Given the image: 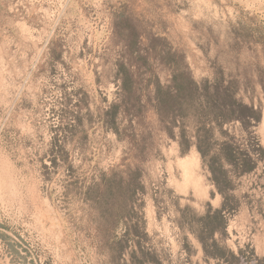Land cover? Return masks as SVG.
I'll list each match as a JSON object with an SVG mask.
<instances>
[{"label":"rangeland","instance_id":"1","mask_svg":"<svg viewBox=\"0 0 264 264\" xmlns=\"http://www.w3.org/2000/svg\"><path fill=\"white\" fill-rule=\"evenodd\" d=\"M263 19L264 0H0V264H264ZM182 72L254 109L223 126L256 165L224 164L216 231L222 194L177 141L212 113L199 90L160 101Z\"/></svg>","mask_w":264,"mask_h":264},{"label":"trees","instance_id":"2","mask_svg":"<svg viewBox=\"0 0 264 264\" xmlns=\"http://www.w3.org/2000/svg\"><path fill=\"white\" fill-rule=\"evenodd\" d=\"M262 30L264 32V19L262 20ZM172 79L174 84L167 87L165 97L160 100L163 104H169L183 112L189 105L188 102L193 97L194 92L199 90L207 103L205 111L212 113V127H203V133L200 135L198 131H189L180 125L177 131V141L182 153L188 151L191 146L195 147L202 162L210 172V179L222 194L220 207L215 208L211 213L212 231H216V229L225 226V215L229 212L226 198L219 186L221 183L220 174L223 177L226 174L224 164L232 163L234 167L239 169V174L253 170L256 165L254 159L246 160V158L235 157L232 137L226 132L227 130L223 129V126L235 120L244 122L251 117L254 109L252 105L246 104L236 97L237 90L232 85L221 87L216 83L212 86L197 84L185 72L174 75ZM199 114L202 116L204 112ZM215 131L223 135V139L215 137ZM222 181H225V178ZM206 215H209V211Z\"/></svg>","mask_w":264,"mask_h":264},{"label":"crops","instance_id":"3","mask_svg":"<svg viewBox=\"0 0 264 264\" xmlns=\"http://www.w3.org/2000/svg\"><path fill=\"white\" fill-rule=\"evenodd\" d=\"M99 1V0H98ZM106 13V7L102 10V14ZM218 208V207H217Z\"/></svg>","mask_w":264,"mask_h":264}]
</instances>
